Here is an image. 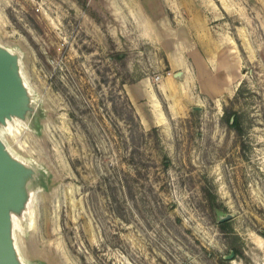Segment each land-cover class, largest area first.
I'll use <instances>...</instances> for the list:
<instances>
[{
	"label": "rangeland",
	"instance_id": "rangeland-1",
	"mask_svg": "<svg viewBox=\"0 0 264 264\" xmlns=\"http://www.w3.org/2000/svg\"><path fill=\"white\" fill-rule=\"evenodd\" d=\"M0 46L19 264H264V0H0Z\"/></svg>",
	"mask_w": 264,
	"mask_h": 264
},
{
	"label": "water",
	"instance_id": "water-1",
	"mask_svg": "<svg viewBox=\"0 0 264 264\" xmlns=\"http://www.w3.org/2000/svg\"><path fill=\"white\" fill-rule=\"evenodd\" d=\"M26 101L15 56L0 46V122L12 116L22 117ZM29 173V169L8 154L0 139V264H19L10 236L11 212L22 206V184ZM229 218L230 215H225L219 221Z\"/></svg>",
	"mask_w": 264,
	"mask_h": 264
},
{
	"label": "bare ground",
	"instance_id": "bare-ground-1",
	"mask_svg": "<svg viewBox=\"0 0 264 264\" xmlns=\"http://www.w3.org/2000/svg\"><path fill=\"white\" fill-rule=\"evenodd\" d=\"M12 119H15V117L14 116H12L10 119L9 118H6L5 119V121H7V120H12ZM5 121L4 122H0L1 124L3 123V124H5ZM1 139V138H0ZM1 141H2V139H1ZM3 142V141H2ZM23 202H24V200H23ZM23 204V203H22Z\"/></svg>",
	"mask_w": 264,
	"mask_h": 264
}]
</instances>
